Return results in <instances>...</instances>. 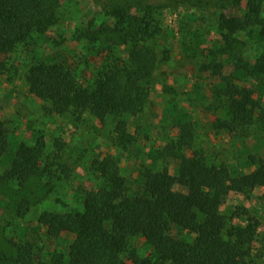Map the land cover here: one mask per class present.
I'll list each match as a JSON object with an SVG mask.
<instances>
[{
  "label": "rangeland",
  "instance_id": "1",
  "mask_svg": "<svg viewBox=\"0 0 264 264\" xmlns=\"http://www.w3.org/2000/svg\"><path fill=\"white\" fill-rule=\"evenodd\" d=\"M107 1L111 0H61L58 24L44 36L35 37L30 46H16L4 59L0 115L9 129L12 150L16 152L21 147L31 150L42 139L41 166L47 167L48 172L33 178L19 192L9 183L0 189V264H13L24 246H31L34 262L48 260L56 250L68 257L74 235L64 231L51 234L40 216L51 212V222L59 223L64 214L83 210L87 192L105 183L96 169V159L112 157L117 161L126 177L129 195H147L143 179L148 170L167 168L177 174L180 160L166 152V145L179 136L185 122L195 126L194 148L210 163L226 164L236 173L246 174L264 160V125L258 117L247 132L239 134L214 125L216 119L227 118L226 79L248 86L264 107V72L258 70V58L264 49L260 26L251 25L230 37L219 27L222 13L245 14L247 0H239L237 7L224 6L219 0H149L155 5L152 16L159 21L162 31L151 40L159 58L153 77L146 83L150 101L137 116L109 112L101 122L87 110L76 121L71 112L60 115L49 111L46 109L49 102L29 92L28 68L32 62L50 61L59 54L60 61L76 73L81 83L87 84L106 68L109 59H127L130 46L116 44L114 34L109 31L116 19L107 13L104 7ZM261 17L264 19V1ZM89 20L93 22L92 29L97 30L102 23L109 27L99 33L96 42L80 37ZM165 50L169 59H164ZM216 65L222 66L220 74H216ZM241 65L246 67L245 73L237 72ZM119 121L127 123L135 139L126 150L115 141ZM252 156L254 161L250 163L248 158ZM63 166L69 168L70 177H66ZM4 170L1 167L0 173ZM30 193L34 199L42 197V200L19 216L18 204ZM263 194L262 187L245 194L231 191L220 208L227 216L228 226L245 224L248 214L258 218L260 226L252 244V258L259 263H264ZM174 233L187 241L195 238L184 230L175 229ZM132 242L141 256L154 255L143 237L136 236ZM123 264L131 262L125 258Z\"/></svg>",
  "mask_w": 264,
  "mask_h": 264
},
{
  "label": "trees",
  "instance_id": "2",
  "mask_svg": "<svg viewBox=\"0 0 264 264\" xmlns=\"http://www.w3.org/2000/svg\"><path fill=\"white\" fill-rule=\"evenodd\" d=\"M222 4L237 7L239 0ZM264 0H247L245 14L219 16V27L230 37L251 25H259L264 38V19L261 6ZM162 5H160L161 7ZM61 0H0V74L5 67L4 59L16 46L31 45V41L44 36L60 20ZM107 13L113 19L116 44L130 46L127 59H109L92 83L83 84L76 73L57 57L50 61L32 62L28 68L29 92L49 102V111L63 115L71 112L80 121L87 110L101 122L109 112L130 116L140 114L150 101L146 83L156 69L159 54L151 40L162 28L152 16L155 5L149 0H111L105 2ZM137 8L138 13H133ZM91 20L82 27L80 37L92 42L99 33L108 30L102 23L92 29ZM164 59H169L164 51ZM216 65V74L221 73ZM239 66L237 72L245 73ZM258 70L264 72V49L258 58ZM233 78V77H232ZM241 79V78H240ZM224 91L227 118L215 121V127L231 133L247 132L258 117L264 125V107L246 85L240 86L225 80ZM179 136L167 143L166 152L180 160L178 173L167 168L148 170L144 174L146 196L129 195L126 177L120 172L112 157L96 159V169L103 177L104 185L87 192L82 211L64 214L59 223H52L53 213L40 216L53 235L69 232L74 239L68 249V257L62 251H54L48 260L34 262L31 246H24L13 264H264L252 258L253 247L260 226L255 216L247 215L245 224L228 226L227 216L221 212V204L231 191L245 194L257 187L264 188V160L246 174H238L226 164L210 163L204 154L194 148L196 128L190 122L181 124ZM116 145L123 150L134 143V135L125 121L116 124ZM192 150V153H188ZM44 141L38 140L33 149L21 147L14 152L10 143L9 129L0 115V189L9 183L19 192L33 178L48 172L41 166ZM250 163L254 161L249 157ZM66 177L68 167L63 166ZM42 197L32 194L23 196L17 212L24 216L32 204ZM264 198V194H263ZM247 214L246 212H244ZM184 230L195 235L193 241L182 239L174 230ZM143 237L153 249V256H141L133 244V238Z\"/></svg>",
  "mask_w": 264,
  "mask_h": 264
},
{
  "label": "crops",
  "instance_id": "3",
  "mask_svg": "<svg viewBox=\"0 0 264 264\" xmlns=\"http://www.w3.org/2000/svg\"><path fill=\"white\" fill-rule=\"evenodd\" d=\"M66 256H67V254H66Z\"/></svg>",
  "mask_w": 264,
  "mask_h": 264
}]
</instances>
